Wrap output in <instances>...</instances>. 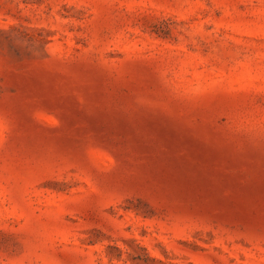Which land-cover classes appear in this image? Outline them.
I'll use <instances>...</instances> for the list:
<instances>
[{"label":"rangeland","instance_id":"obj_1","mask_svg":"<svg viewBox=\"0 0 264 264\" xmlns=\"http://www.w3.org/2000/svg\"><path fill=\"white\" fill-rule=\"evenodd\" d=\"M0 264H264V0H0Z\"/></svg>","mask_w":264,"mask_h":264}]
</instances>
